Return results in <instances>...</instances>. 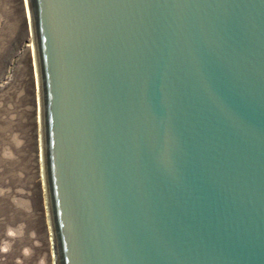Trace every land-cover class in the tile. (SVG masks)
Returning a JSON list of instances; mask_svg holds the SVG:
<instances>
[{
	"label": "water",
	"instance_id": "95a60500",
	"mask_svg": "<svg viewBox=\"0 0 264 264\" xmlns=\"http://www.w3.org/2000/svg\"><path fill=\"white\" fill-rule=\"evenodd\" d=\"M54 264H264V0H26Z\"/></svg>",
	"mask_w": 264,
	"mask_h": 264
},
{
	"label": "rangeland",
	"instance_id": "374dc122",
	"mask_svg": "<svg viewBox=\"0 0 264 264\" xmlns=\"http://www.w3.org/2000/svg\"><path fill=\"white\" fill-rule=\"evenodd\" d=\"M29 18L0 0V264H54Z\"/></svg>",
	"mask_w": 264,
	"mask_h": 264
},
{
	"label": "clouds",
	"instance_id": "9594fccd",
	"mask_svg": "<svg viewBox=\"0 0 264 264\" xmlns=\"http://www.w3.org/2000/svg\"><path fill=\"white\" fill-rule=\"evenodd\" d=\"M10 236L13 235V230H9V233H8Z\"/></svg>",
	"mask_w": 264,
	"mask_h": 264
},
{
	"label": "bare ground",
	"instance_id": "6f19581e",
	"mask_svg": "<svg viewBox=\"0 0 264 264\" xmlns=\"http://www.w3.org/2000/svg\"><path fill=\"white\" fill-rule=\"evenodd\" d=\"M37 65V64H36ZM41 157H42V154H41ZM43 158V157H42ZM42 161H43V159H42Z\"/></svg>",
	"mask_w": 264,
	"mask_h": 264
}]
</instances>
